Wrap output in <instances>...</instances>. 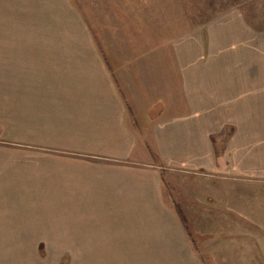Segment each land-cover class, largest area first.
I'll return each mask as SVG.
<instances>
[{
	"label": "crops",
	"instance_id": "0c3cea01",
	"mask_svg": "<svg viewBox=\"0 0 264 264\" xmlns=\"http://www.w3.org/2000/svg\"><path fill=\"white\" fill-rule=\"evenodd\" d=\"M143 1L152 19L137 29L151 35L129 40L115 15L123 42H143L136 54L0 42V239L59 240L68 254L102 239L155 254L158 242L192 256L202 245L210 262L237 264L223 246L244 235L224 209L264 192V18L238 3L161 26Z\"/></svg>",
	"mask_w": 264,
	"mask_h": 264
},
{
	"label": "rangeland",
	"instance_id": "374dc122",
	"mask_svg": "<svg viewBox=\"0 0 264 264\" xmlns=\"http://www.w3.org/2000/svg\"><path fill=\"white\" fill-rule=\"evenodd\" d=\"M150 1L159 9L152 23L161 26L165 24L168 26L169 15H176L178 21L185 13L194 20L196 18L204 20L208 19L217 9L238 3L245 9H255L257 17L264 18V0ZM146 12L143 0H0V42H48V45H52L49 46L50 49L55 44L59 45L63 42L61 44H64V47L60 45L59 50L63 49L67 53L72 49L77 55L91 54L95 52L94 49L98 51L97 46L100 44L107 54L121 52L124 55L136 54L138 44L143 42L127 40L123 42L125 39L122 38L123 35L115 25V15L120 14L123 18L122 26L129 28V30H124V34L128 35L127 38L135 40V37H140L143 33L152 34V31L138 32L139 29H137L142 19L145 17L152 19V15L146 16ZM177 23V29L185 25L182 22ZM90 28L94 30L98 28L99 35L105 42H101L100 39L99 42H95ZM262 45L264 42L256 44L258 70H264V47ZM145 48L147 50V46ZM69 51L68 53L71 54ZM260 195V197L255 195L253 191H242V195L235 197L234 206L230 210L224 209L228 212L229 215H227H231L230 218L236 222L230 223L229 229L240 231L244 235L229 237L223 246L224 249H237L240 254L235 255L237 264H264V222L258 221L257 224L246 222V219L237 212L239 209L241 211L245 209L252 215L255 214L258 220L264 218V214H261L264 212V203L258 200L254 204L250 201L255 197L264 199V192ZM243 203L246 205L251 203V207L249 208L248 205L243 208L245 206ZM252 218L255 219V217ZM186 225L190 230L193 229L189 222ZM242 228L244 231L241 230ZM148 242L151 243V240L147 241L146 246L151 245ZM105 243V239H102L97 247L90 249L93 253L72 254L69 252L68 254L66 251H72L73 248H67L65 243L61 245L59 240L0 239V256L4 264H199L197 260L199 256L206 259L208 264H218L215 255L213 256L216 261L210 262L211 256L202 254L206 249L202 245L198 254L194 253L192 256L190 252L170 254L169 251L174 249L167 245L162 246L160 242H158L159 248L154 249L160 251L156 254L140 252L150 250L146 248H110ZM121 250L126 253H117ZM80 251H85V249L81 247Z\"/></svg>",
	"mask_w": 264,
	"mask_h": 264
},
{
	"label": "trees",
	"instance_id": "16d2710c",
	"mask_svg": "<svg viewBox=\"0 0 264 264\" xmlns=\"http://www.w3.org/2000/svg\"><path fill=\"white\" fill-rule=\"evenodd\" d=\"M178 213H179V210H178ZM180 217H181V214H180ZM181 218L183 220V224H184V228L186 229V232L191 236L192 235L191 230L188 228V225H186L187 224L186 217L185 216H182Z\"/></svg>",
	"mask_w": 264,
	"mask_h": 264
}]
</instances>
